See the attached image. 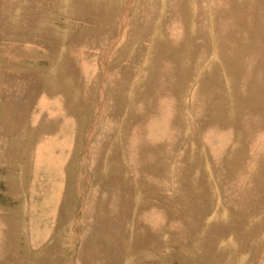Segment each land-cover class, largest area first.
<instances>
[{"label":"rangeland","instance_id":"rangeland-1","mask_svg":"<svg viewBox=\"0 0 264 264\" xmlns=\"http://www.w3.org/2000/svg\"><path fill=\"white\" fill-rule=\"evenodd\" d=\"M262 147L264 0H0V264H264Z\"/></svg>","mask_w":264,"mask_h":264},{"label":"bare ground","instance_id":"bare-ground-1","mask_svg":"<svg viewBox=\"0 0 264 264\" xmlns=\"http://www.w3.org/2000/svg\"><path fill=\"white\" fill-rule=\"evenodd\" d=\"M256 45H257V44H256ZM261 122H262V121H261ZM249 131H250V130H249ZM259 133H260V132H259ZM262 148H263V147H262ZM262 148H261V149H262ZM263 149H264V148H263ZM260 154H261V153H260ZM234 243H235V242H234Z\"/></svg>","mask_w":264,"mask_h":264}]
</instances>
